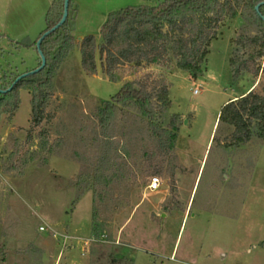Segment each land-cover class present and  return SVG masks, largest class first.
Returning <instances> with one entry per match:
<instances>
[{"label": "rangeland", "instance_id": "374dc122", "mask_svg": "<svg viewBox=\"0 0 264 264\" xmlns=\"http://www.w3.org/2000/svg\"><path fill=\"white\" fill-rule=\"evenodd\" d=\"M62 1L0 0V85L38 67L33 42L52 2ZM156 3L79 0L73 27V10L68 18L75 46L51 76L42 123L32 122L28 84L13 98L15 111L0 105V264H264V140L226 147L232 129L218 127L229 99L264 87V72L234 77L229 62L235 49L246 58L252 48L236 41L256 32L249 7L221 20L197 78L182 70L168 78L173 56L164 65H119L113 78L99 52L95 73L82 66L81 38L100 43L109 12ZM255 62L263 66L264 57ZM148 73L149 83L159 76L169 82L171 105L157 122L168 126L177 114L179 126L155 190L142 151L152 144L146 120L122 105L113 127L99 124L104 102Z\"/></svg>", "mask_w": 264, "mask_h": 264}, {"label": "trees", "instance_id": "16d2710c", "mask_svg": "<svg viewBox=\"0 0 264 264\" xmlns=\"http://www.w3.org/2000/svg\"><path fill=\"white\" fill-rule=\"evenodd\" d=\"M259 3V10H256L255 6ZM243 5L249 7V17L257 22V29L255 34L246 35L244 40H236L244 49L248 45L252 46L247 57L235 49L229 62L234 77L243 72L257 75L260 70L264 72V65L260 66L255 62L264 57V0H157L154 5H128L113 10L101 25L100 43H97L93 35L81 40L79 47L82 66L87 72L95 73L96 53L99 52L105 73L113 78V70L119 65H164L173 56L178 69L197 78L203 74L202 65L209 53L211 41L217 36L219 23L225 15L236 17ZM63 8L64 0L60 5L52 2L46 12V25L40 36L59 22ZM68 18L42 40L40 49L46 57V64L40 71L28 74L17 82L15 80L19 75H16L6 84L0 85V105L4 106V111L13 112L17 109L18 101L13 98L17 96L20 85L28 84L31 87L32 122L34 125L42 123L51 97V76L60 61L75 46ZM37 40L33 42L35 47ZM40 64L39 57L38 66ZM152 77L148 73L145 80H130L123 84L102 105L99 124L102 129L113 127L116 111L120 106L134 107L148 125L146 132L152 144L144 146L142 151L146 156L149 173L156 176L164 172L166 161L168 164L172 162L169 155L175 150L179 126L177 114L171 117L168 126L157 122L159 111H165L171 105V99L168 80L159 76L149 83ZM219 125L232 129L222 141L226 147H240L256 138L264 140V87L262 93L251 89L229 99L218 114V127ZM213 139L217 140L216 135ZM108 148L111 151V147Z\"/></svg>", "mask_w": 264, "mask_h": 264}, {"label": "water", "instance_id": "95a60500", "mask_svg": "<svg viewBox=\"0 0 264 264\" xmlns=\"http://www.w3.org/2000/svg\"><path fill=\"white\" fill-rule=\"evenodd\" d=\"M69 2L70 0H64V8H63V13H62V16L59 20V22L57 24H55L50 30H46L37 40V43H36V48H37V52L39 54V57L41 59V64L40 66L36 67L35 69L29 71V72H26V73H23V74H20L15 82L19 81L21 78L27 76L28 74H33V73H36L38 71H40L46 64V57L44 55V53L42 52V50L40 49V45H41V42L42 40L50 33V32H53L55 31L57 28H59L68 18V15H69ZM261 3L257 4L255 6V9L256 10H259V7H260ZM263 20H264V16H263ZM11 89V87L9 88V90ZM1 91V90H0Z\"/></svg>", "mask_w": 264, "mask_h": 264}, {"label": "crops", "instance_id": "0c3cea01", "mask_svg": "<svg viewBox=\"0 0 264 264\" xmlns=\"http://www.w3.org/2000/svg\"><path fill=\"white\" fill-rule=\"evenodd\" d=\"M138 5H140V4H138ZM79 6H80V4H79V0H73V3H72V5H71V9H70V11L72 12V10H73V15L71 16L72 17V19H71V27H73V25L76 23V21H77V17H78V15H79V11H78V9H79ZM69 14H71V13H69ZM38 37V36H37ZM36 37V38H37ZM35 38V39H36ZM35 39H31L32 41H34ZM81 40H82V38H81ZM13 41H16V39H14ZM96 41H97V43H99V38L98 37H96ZM174 60V59H173ZM176 65V64H175ZM176 67V66H175ZM180 71V69H178L177 67L174 69V70H172L171 72V74L169 75V77L168 78H170L172 75H174V74H177L178 72ZM186 72V71H185ZM169 96H170V89H169ZM190 200H191V196H190V198L188 199V201H187V204H186V206H185V209H184V216L187 214V212H188V210H189V206H190ZM233 220H237V218L236 217H234V219ZM260 243H262L263 244V247H264V240L262 241L261 239H260Z\"/></svg>", "mask_w": 264, "mask_h": 264}, {"label": "built area", "instance_id": "2783aa9c", "mask_svg": "<svg viewBox=\"0 0 264 264\" xmlns=\"http://www.w3.org/2000/svg\"><path fill=\"white\" fill-rule=\"evenodd\" d=\"M198 91H199V88H195L194 92L196 93ZM159 185H160L159 178L156 177V176L152 177L151 178V181L149 183V188L152 189V190H155V189H157L159 187ZM40 229L41 230H44L45 227L44 226H41ZM54 236H57V233L56 232L54 233ZM61 236H62V234H61ZM68 237H69V235H64L63 236L64 239H68Z\"/></svg>", "mask_w": 264, "mask_h": 264}]
</instances>
